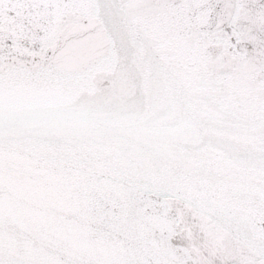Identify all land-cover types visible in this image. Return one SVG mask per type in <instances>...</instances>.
I'll return each instance as SVG.
<instances>
[{"label":"snow or ice","instance_id":"1","mask_svg":"<svg viewBox=\"0 0 264 264\" xmlns=\"http://www.w3.org/2000/svg\"><path fill=\"white\" fill-rule=\"evenodd\" d=\"M0 264H264V0H0Z\"/></svg>","mask_w":264,"mask_h":264}]
</instances>
